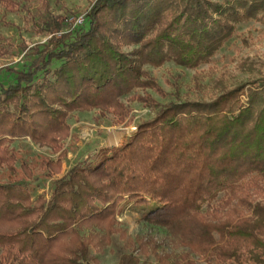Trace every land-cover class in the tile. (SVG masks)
<instances>
[{
  "label": "trees",
  "instance_id": "16d2710c",
  "mask_svg": "<svg viewBox=\"0 0 264 264\" xmlns=\"http://www.w3.org/2000/svg\"><path fill=\"white\" fill-rule=\"evenodd\" d=\"M34 1L32 13L33 0H0L50 36L0 85V264H99L91 252L111 248L116 264H264V75L232 89L218 81L208 102L160 104L154 96L169 95L146 69L210 64L237 25L264 26V0H89L65 31L47 0ZM124 98L153 118L120 146L59 178L60 159L41 157V177L18 161L12 144L23 138L58 153L74 112L123 123ZM47 180L46 199L35 191ZM127 204L166 232L172 252L120 229Z\"/></svg>",
  "mask_w": 264,
  "mask_h": 264
},
{
  "label": "rangeland",
  "instance_id": "374dc122",
  "mask_svg": "<svg viewBox=\"0 0 264 264\" xmlns=\"http://www.w3.org/2000/svg\"><path fill=\"white\" fill-rule=\"evenodd\" d=\"M47 1L52 15L58 18L62 26L60 31L77 26V21L84 17L90 3L89 0ZM38 6L39 3L33 0L32 13ZM52 31L53 35L60 33L55 29ZM49 38V35H38L31 29L30 20L24 10L10 13L0 6V48L6 49L7 45L11 44V51L0 57V85L7 86L14 81L15 72L25 71L33 59L30 56L32 49L37 45L45 44ZM146 69L169 95L164 100L154 96L160 104L174 101H211L220 91V87L215 85L218 81H221L224 87L232 89L258 78L259 75H264V26L254 22L237 25L235 36L214 56L213 61L195 71L171 63L157 69L148 67ZM123 103L130 109L123 123H117L110 113L98 110L70 114L67 120L69 137L60 143L62 147L58 153L52 154L49 148L39 147L28 138L15 140L12 147L18 153V161L23 160L31 165L34 175L41 177L42 171L38 169L41 157L52 161L60 159L59 172L54 176L59 178L74 164L85 160L95 151L120 146L136 132L140 123L153 118V112L149 109L130 102L127 98L123 99ZM62 152L63 157H61ZM1 177L3 174H0ZM43 183V187L37 189L35 194L43 193L47 199L49 180ZM136 208L127 204L117 218L120 229L125 230L132 237L150 238L161 243L167 253L172 252L166 232L144 223ZM91 253L98 258L99 264L117 262L115 248Z\"/></svg>",
  "mask_w": 264,
  "mask_h": 264
},
{
  "label": "built area",
  "instance_id": "2783aa9c",
  "mask_svg": "<svg viewBox=\"0 0 264 264\" xmlns=\"http://www.w3.org/2000/svg\"><path fill=\"white\" fill-rule=\"evenodd\" d=\"M83 22V18H80L78 21H77V24H81Z\"/></svg>",
  "mask_w": 264,
  "mask_h": 264
},
{
  "label": "bare ground",
  "instance_id": "6f19581e",
  "mask_svg": "<svg viewBox=\"0 0 264 264\" xmlns=\"http://www.w3.org/2000/svg\"><path fill=\"white\" fill-rule=\"evenodd\" d=\"M113 142L115 143V141L113 140Z\"/></svg>",
  "mask_w": 264,
  "mask_h": 264
}]
</instances>
